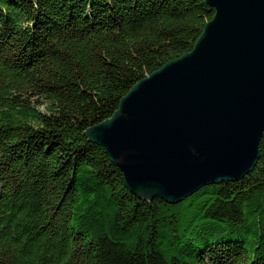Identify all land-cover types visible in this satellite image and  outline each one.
<instances>
[{
	"label": "trees",
	"instance_id": "obj_1",
	"mask_svg": "<svg viewBox=\"0 0 264 264\" xmlns=\"http://www.w3.org/2000/svg\"><path fill=\"white\" fill-rule=\"evenodd\" d=\"M203 0H0V264H264V133L242 179L144 201L85 132L189 53Z\"/></svg>",
	"mask_w": 264,
	"mask_h": 264
},
{
	"label": "water",
	"instance_id": "obj_2",
	"mask_svg": "<svg viewBox=\"0 0 264 264\" xmlns=\"http://www.w3.org/2000/svg\"><path fill=\"white\" fill-rule=\"evenodd\" d=\"M193 49L136 83L85 136L144 201L242 179L264 133V0H203Z\"/></svg>",
	"mask_w": 264,
	"mask_h": 264
}]
</instances>
